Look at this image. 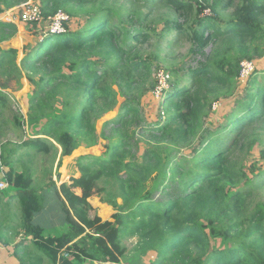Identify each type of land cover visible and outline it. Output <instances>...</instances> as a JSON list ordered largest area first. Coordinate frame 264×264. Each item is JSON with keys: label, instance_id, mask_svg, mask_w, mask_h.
I'll return each instance as SVG.
<instances>
[{"label": "trees", "instance_id": "1", "mask_svg": "<svg viewBox=\"0 0 264 264\" xmlns=\"http://www.w3.org/2000/svg\"><path fill=\"white\" fill-rule=\"evenodd\" d=\"M27 1L0 0V15ZM195 1L42 0L45 16L65 6L95 8L78 31H47L42 41L25 46L20 64L17 49L2 48L18 28L0 20V78L5 77L0 81V174L2 165L9 167L5 176L18 192L19 227L33 239L37 257L52 264H264V200L258 196L264 192V171L256 174L252 166L251 179L243 166L264 136V83L257 71L246 95L239 96L242 63L255 61L264 44V0H214L197 10L194 27L172 19L159 33L152 26L166 14L156 11L187 18ZM118 2L122 5L116 8ZM206 8L212 15H203ZM227 10L231 13L223 20ZM71 11L76 15V8ZM32 26L36 35L39 29ZM155 40L158 47L167 41L172 48L188 42L199 61L184 70L186 85L180 69L169 71L173 80L162 92L164 122L162 116L148 124L140 97L147 93L157 57L142 49ZM24 77L34 87L28 124L36 133L24 147L45 156L61 147L64 158L81 146H97L101 138L110 142L104 156H83L73 164L80 176L72 177V187L51 183L66 226L59 235H48L37 222L45 197L34 188L32 170L18 171L3 152L11 142L2 141L9 133L5 110L13 112L18 128L26 122L5 91ZM118 94L126 100L99 135L97 121L116 108ZM232 96L237 98L225 116L227 124L215 128L211 122L206 128L214 103ZM190 148L191 155L183 153ZM96 186L102 203L115 212L111 219L91 215L88 198ZM126 237L137 238L130 254ZM219 239L222 247L214 244Z\"/></svg>", "mask_w": 264, "mask_h": 264}, {"label": "rangeland", "instance_id": "2", "mask_svg": "<svg viewBox=\"0 0 264 264\" xmlns=\"http://www.w3.org/2000/svg\"><path fill=\"white\" fill-rule=\"evenodd\" d=\"M32 1L39 3L42 0H32ZM213 1L214 0H196L194 13H192L187 18L186 16H183L184 13L172 14L166 12L165 10L156 11L155 12L156 15L160 13H166V14L158 15L157 20L152 26L155 27L157 29V33H159L167 26L166 24L167 20L172 19L173 21L179 22L186 29H189L190 27H194L193 23H195V20L197 18L196 15L197 10L200 9V7L203 5L204 7L210 6L213 3ZM28 2H31V0H28L25 3ZM121 5H122L121 2L116 3V8H119ZM20 6L16 7L18 9L15 8L19 17L21 16V12H22ZM112 7L114 6L112 5ZM72 8H76V15L74 16L71 15L70 13ZM94 8L95 5H88L87 7H84L85 10L80 9L79 7L78 8L75 7V5H73V7L65 6L64 8H60L59 11L65 12L70 17V20L66 23L67 31H71V30L78 31L79 29H81L83 22L85 21L86 14L90 13L89 11L93 10ZM230 13L231 10H227L226 13H222L223 14L222 19L227 20L229 18ZM203 15L204 16L212 15L211 9L206 8ZM203 15H200V17H202ZM53 16L44 15L43 21L39 25H37L36 32L37 29H39L38 30L39 32H37L36 35L34 34L35 31L33 29V26L24 23V25L26 26L25 34L28 35L25 38V40L27 39L28 42L32 44H35L37 41H42L44 34L50 28V19ZM171 39H173V37L169 38V40ZM166 43L158 47L157 40L150 41L149 44L148 45L146 44L142 49V51L146 55L149 54L150 52H154L156 54L155 57H157L155 61V67L153 69L154 72L152 78L148 83L145 84V87L147 88V93L140 97L141 111L143 115L146 117L148 124L155 123V121H157L159 118H162V116L163 119L161 120V122H164L165 116L163 114L164 111L162 104L165 102L166 95L162 97L163 94L162 92L163 90H167L170 88L169 87L170 81L173 80V77L169 74V71L173 68H178L182 71L181 73V77H182L184 75L183 74L184 70L188 68L198 67L197 63L199 59L195 58L192 55L191 45L188 42H182L181 44H179V46L175 48L167 46ZM247 62L253 63L255 70L249 77L245 79H243L240 76V88L242 89L241 90L242 93L239 95L240 97L246 95L245 92L246 89H250L251 84H249V79L252 77L254 73L258 72L257 73L258 82L264 83V72H263L264 44L262 46V50L259 52V56L255 59V61H247ZM182 78H183L182 85H186L189 82L188 79L184 76ZM4 80L5 77L0 78V81H4ZM151 82H158L155 89L151 87ZM115 89L118 90L117 87H115ZM33 91H34V87L31 83H29L26 77L21 79V84H17L15 80H12L9 83L8 90L5 91L9 93L7 96L11 101L10 106L12 107V109L15 110V113L18 112L19 117L23 118V120L26 122L24 125H22L21 128H18L13 122L14 121L13 112H11V110L8 109L5 110L4 119L6 120L7 129L9 133H7V135L2 138V141L3 143H7L8 141L11 142L8 145H6V151L3 149V152L5 157H9L10 159H12L13 164L18 171L29 170V169L32 170L33 173L32 175L34 179V188H36L45 197V201H44L45 208L47 205L51 206V208L50 207L47 208L48 213L44 212L41 215L37 216V222H39L40 224L46 227L48 235L54 236V235H59L63 231H65L66 226H64L65 223L61 222V220L63 219L61 205H60L61 203L59 202V199L55 196L56 190L55 188H53L51 183L55 182L57 186L60 187L66 181L67 184L69 183V186L72 187V183L69 182L71 180L72 172L70 171L71 174H69L68 176L66 171V168L68 169V165H71L72 167L73 164L75 165V163L83 156H87V155L89 156L93 155L96 157L104 156L106 153V146L110 142L109 140L101 138L97 146L91 148H86V146H81L70 157H64V158L62 157L61 147H58L59 151H54L53 153L51 152L47 156L43 154L37 155L35 150L28 147H24L22 144H24L28 139L36 137V133H33V129L28 124V113L30 106L29 100L33 95L32 94ZM138 93H139L138 91H135L131 95L132 97H137ZM117 98H118V104L116 108L113 111L105 114L99 121H97L96 127L99 135L103 132L106 122L116 119V117L119 114L121 106L124 104L126 100V98L121 94H118ZM236 98H237L236 96L235 97L232 96L229 99L226 100L223 99L218 102H215L213 105V112L211 113V118H210L212 120L211 121L207 120L206 128H210L209 125L211 122L213 123L212 127L215 128L222 123L226 125L227 121L225 119V116L229 115L230 109L233 107V103ZM40 129L41 128H36L34 132H38ZM106 133L107 135H110L109 131H107ZM255 145L256 146L252 150L250 156L243 164L244 170L251 179L254 178V174L250 171L252 166H257L258 170L256 174L260 173L261 171H264V151L262 150L264 146V136ZM190 150L191 148L183 150V153L189 156L191 155L192 152ZM1 169H3V171H5L6 173L9 171V167L5 165H2ZM2 177L3 175L1 174L0 178ZM99 188L100 186L99 187L96 186L93 190V195L90 198H88V200L90 201V203L94 208V210L91 212V215L92 216L99 215L104 220H108L111 219L112 214L115 212L111 206L102 203L101 200L103 197V193L99 192ZM13 193H18V192L10 187L6 192H4L3 195L9 197ZM258 196L259 198L264 200V192L259 193ZM11 201L13 202L14 206L13 204L11 205L12 207L10 208V214L11 213L15 214L16 221L21 223L22 216L19 205V199L14 195L11 196ZM118 203L120 204L122 203L121 199L118 200ZM45 218H47V221L45 220ZM23 231H24L23 229H20L19 233H23ZM136 241L137 238L126 237L123 239V244L126 247H128L129 254L132 253L136 245ZM214 244L217 247H222L224 242L219 239L218 241H214ZM1 247L2 246L0 245V248Z\"/></svg>", "mask_w": 264, "mask_h": 264}, {"label": "crops", "instance_id": "3", "mask_svg": "<svg viewBox=\"0 0 264 264\" xmlns=\"http://www.w3.org/2000/svg\"><path fill=\"white\" fill-rule=\"evenodd\" d=\"M0 20L4 22L13 23L18 28L17 36L12 40L3 43L2 48L4 50H8L11 48L17 49L19 51L18 63L20 64L21 60L24 58V53H23L24 47L27 46L28 44H31L30 42H28L27 39L25 40V38L28 36L25 34L26 26L24 25L23 22H21L20 17L17 14L15 8L6 11L4 14H1ZM0 72H1V68H0ZM1 89L2 88L0 87V90ZM66 171L68 176L72 172L71 179L72 177L80 176L77 167L74 166L71 167V165H68V169L66 168ZM69 182L73 183L71 180ZM64 183L67 182L65 181ZM3 194L4 193L0 194V198H1L0 207L3 209L5 208L7 210L5 213L3 211L0 212V245L2 246L0 248V264H23V263L52 264L47 258L42 257L41 255H38L39 257H37L35 252L38 251L33 246L34 241L32 238L26 237L24 232L19 233L21 229V227H19L20 222L16 221L15 214L12 213L10 214V208L12 207L11 205L13 204V202L11 201V196H14L16 193H13L9 197L4 196ZM48 207L51 208V206L47 205L42 213L44 212L48 213L47 211ZM45 220L47 221V218H45ZM61 222L64 223V216ZM14 230H18V232L14 233ZM38 258L39 261H37ZM105 264H111V263H105ZM120 264H126V263L122 262Z\"/></svg>", "mask_w": 264, "mask_h": 264}, {"label": "built area", "instance_id": "4", "mask_svg": "<svg viewBox=\"0 0 264 264\" xmlns=\"http://www.w3.org/2000/svg\"><path fill=\"white\" fill-rule=\"evenodd\" d=\"M18 9V8H16ZM21 9V16L20 20L27 24V25H39L43 19L44 14L42 10L41 3H36L31 0V2L25 3L20 6ZM70 20L68 14L63 11L57 12L53 17L50 19V28L48 32L50 35H63L67 32L66 23ZM255 70L253 63L250 62H243L242 69H241V77L243 79L249 77ZM2 168V167H1ZM1 174L3 175L0 178V193L6 192L11 186L6 179V172L1 169ZM0 174V175H1Z\"/></svg>", "mask_w": 264, "mask_h": 264}]
</instances>
